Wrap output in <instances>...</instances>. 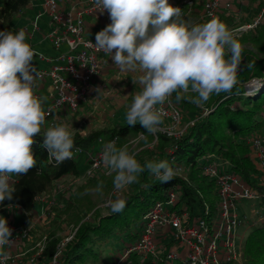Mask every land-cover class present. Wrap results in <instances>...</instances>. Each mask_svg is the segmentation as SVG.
<instances>
[{"label": "clouds", "instance_id": "1", "mask_svg": "<svg viewBox=\"0 0 264 264\" xmlns=\"http://www.w3.org/2000/svg\"><path fill=\"white\" fill-rule=\"evenodd\" d=\"M97 11H107L111 23L96 33L98 51L111 54L114 66L132 72L136 92L126 112L129 126L141 125L155 134L163 124V105L175 94L176 101L188 99L204 106L213 94L231 93L238 84L243 61V47L235 29L219 18L192 23L183 18L182 9L168 0H93ZM24 29L0 31V203L11 200L15 187L13 175L27 174L37 165L32 150L37 136L43 137L42 148L57 164L72 159L73 126L59 121L45 127L46 112L36 95L39 73L33 64L36 55ZM251 69L252 64H247ZM95 99L102 95L96 88ZM194 95H186V94ZM101 162L113 176L115 199H108L111 213L126 207L123 191L148 170L161 183L178 175L166 160L146 161L141 165L128 146L117 147L115 141L104 145ZM102 183L95 191L100 193ZM12 230L0 216V264H6V247L13 244Z\"/></svg>", "mask_w": 264, "mask_h": 264}, {"label": "built area", "instance_id": "2", "mask_svg": "<svg viewBox=\"0 0 264 264\" xmlns=\"http://www.w3.org/2000/svg\"><path fill=\"white\" fill-rule=\"evenodd\" d=\"M234 1L242 6L244 0ZM168 2L173 7L181 8L182 16L191 17L196 11V20L201 22L213 17L220 19L224 14L223 0H168ZM42 7V15L47 17V32L37 24L42 15L35 17L30 24V30L23 29L29 40L41 34L43 40H47L58 51L55 56L35 55L37 61L44 65L37 69L39 78L35 92L42 103L44 101L45 122L51 121L49 125H52L56 114L73 115L78 112L80 106L86 103L91 95L98 94L96 88L102 89L105 96L109 95L101 78L105 68L112 70L119 68L114 66L110 53L98 51L89 44V41L95 44L96 33L111 23L107 11L103 13L97 11L93 0H42ZM225 7L228 8L227 5ZM256 10L249 24L233 26L230 29H235L236 35L240 36L259 27L264 23V0L257 1ZM61 47H65V51L60 52ZM244 65L243 59L239 75ZM250 85L248 84L247 88ZM140 90L141 88L138 91ZM43 91L44 95L41 94ZM136 92L131 96V103ZM163 110L164 122L160 130L154 135L147 134L152 137L153 142L157 141L159 134L178 140L195 123L194 120L182 124V110L174 97L163 105ZM204 111L202 115L209 112L207 109ZM139 134L138 139H145ZM117 140L116 136L100 137L87 152L75 147L72 159H83L86 165L84 174L91 178L103 167L101 153L104 145ZM247 143L249 158L256 170V174L250 178L251 183L232 173L228 168L219 171L217 167L204 165L203 174L214 180L216 187L215 212L210 213L205 207L197 213L189 210L185 204L180 203L182 187L175 186L167 192L164 200L153 203L142 219L137 238L124 248L117 264H133L131 260L133 256L139 259V264L145 262L158 264L162 257L164 264L173 259L189 264H241L246 229L243 224H246L247 219L245 214L238 212V204L243 200H254L258 203L264 201V129L250 136ZM168 163L174 169H179L175 177L185 180L184 167L178 165L173 157L168 158ZM49 199V194H41L35 198V204L38 202L49 204L51 202ZM8 208L17 207L8 206L6 209ZM8 226L12 230L13 244L6 247L9 253L6 264H9L8 262L38 264L44 255V246L36 245L33 253L21 261L19 257L23 254L20 249L28 238V232L11 224ZM73 234L74 231L57 244L50 264H57L58 256ZM167 246L171 247L170 250L165 249Z\"/></svg>", "mask_w": 264, "mask_h": 264}, {"label": "trees", "instance_id": "3", "mask_svg": "<svg viewBox=\"0 0 264 264\" xmlns=\"http://www.w3.org/2000/svg\"><path fill=\"white\" fill-rule=\"evenodd\" d=\"M34 0H2L0 4V31H13L9 23L19 15L22 10ZM258 0H250L256 3ZM183 18L192 23H204L196 20V11L191 17ZM264 24V23H262ZM245 65L238 76V84L231 93L213 94L206 103V115L195 121L183 136L178 140L170 139L162 134L157 136L159 143V159L156 162L173 157L178 165L185 169V180L174 177L168 183H161L153 174L145 170L134 183V192L126 197V207L120 213H109L106 216H96L93 222H83L78 228L74 227L72 238L65 244L58 256L57 264H103L105 258L102 248L114 235H128L136 239L140 223L134 231H130L131 225L147 214L151 205L157 200H164L167 192L177 185L182 187L180 203L197 212L205 207L210 213H214L217 206L216 187L214 180L203 174L205 164H200V158L209 151L212 158L227 162L232 173L237 174L246 182L251 183V177L256 170L249 158L247 140L251 133L257 134L264 129V87L245 95L243 84L252 77L264 76V67L258 66L254 56L243 50ZM252 64V68L246 67ZM264 84V82H262ZM254 94V95H253ZM175 99V94H174ZM146 132L141 125L135 126L116 125L90 131L85 137L74 136L75 147L83 152L89 151L102 137L116 136L119 141L129 135ZM148 134V133H144ZM252 134V135H254ZM251 135V136H252ZM149 137V136H148ZM150 138V137H149ZM32 146L37 160L35 168L27 174L13 175L12 181L15 187L13 198L0 203V213L8 206H15L23 213H31L35 207V198L41 194L50 193L54 183L64 176L77 177L80 175V159H67L57 164L50 160L47 150L42 148L43 137L37 136ZM74 147V148H75ZM171 153H168V151ZM82 160V159H81ZM153 161V160H151ZM144 161L141 165H144ZM264 204V201L259 202ZM256 216V215H255ZM245 228L248 234L242 245L243 264H264V211L257 213L255 220L246 222ZM72 230V231H73ZM127 233V234H126ZM59 239L48 241L44 254L50 258L56 251ZM133 264H139L135 256L131 257ZM164 258L158 264H164ZM144 264H150L145 262ZM179 264H189L180 261Z\"/></svg>", "mask_w": 264, "mask_h": 264}, {"label": "rangeland", "instance_id": "4", "mask_svg": "<svg viewBox=\"0 0 264 264\" xmlns=\"http://www.w3.org/2000/svg\"><path fill=\"white\" fill-rule=\"evenodd\" d=\"M0 0V4H1ZM250 2V0H249ZM249 4V3H248ZM199 7V6H198ZM43 14L42 0H34L22 12L15 16L9 23L13 32L23 28L31 29L30 24L34 21L37 15ZM254 16V9L252 3L241 6L238 4L235 11H226L220 20L224 22L229 28L242 24H249ZM47 17L42 15L37 24L47 32L46 27ZM42 33V32H41ZM242 44L243 50L250 52L256 64L264 67V24H261L254 30L237 36ZM36 54H43L45 56H55L58 51L55 50L47 40H43L41 34H37L32 39H27ZM65 51V47H61L60 52ZM34 62H38L34 57ZM37 67L36 63L34 64ZM264 73V72H262ZM134 73L124 72L120 69L109 71L101 78V82L109 91V95H102L97 100L95 96L91 95L86 103L80 106V109L75 114H56L54 123L59 121H67L72 124L74 136L78 135L85 137L90 131L113 127L116 125L126 124V112L128 106L131 104V96L134 92L140 89V86L133 84L132 80L135 78ZM254 81L252 82V79ZM264 76L252 77L245 82V95L252 96V93L261 90L264 87ZM251 84L247 88V85ZM256 94V93H254ZM253 94V95H254ZM194 95V94H186ZM176 101V99H175ZM182 110V124H187L198 120L207 109L204 106H197L191 103L188 99L176 101ZM44 105V101L42 106ZM51 121L45 122V127L49 126ZM163 125V124H162ZM161 125V126H162ZM256 133V132H254ZM254 133H251L254 134ZM250 135V136H251ZM147 135L146 139H138L136 135H129L126 139L116 142L117 147L128 146L129 152L136 155V159L141 164L142 161H156L159 159L158 141L153 142L151 136ZM102 137H106L105 135ZM95 151V149H94ZM200 164L211 165L217 167L219 171L226 170L229 165L227 162L220 161L216 157L212 158L209 151L200 158ZM86 169L85 162L80 159L79 170L80 175L77 177L64 176L54 183V187L50 193L51 202L49 204L36 203L34 210L31 213H23L17 208H8L0 213V216L6 218L8 224L19 227L28 232V238L21 246L22 256L19 257L21 261L27 258L36 245H43L45 250L48 246V241L53 239L65 240L72 230L78 228L83 222H93L96 216H106L111 213L110 209L106 207L108 199H115L117 196L113 186V176L107 174V170L102 167L90 178L84 174ZM151 174V172H150ZM103 185L100 193L95 191L98 184ZM134 192V185H129L124 191L123 196H127ZM153 205H151L152 207ZM150 207V208H151ZM197 213V210L194 209ZM264 211V204H259L254 200H243L238 204V212L245 214L248 222L255 220V213ZM140 218L134 225H131L130 231H134L138 224H141ZM74 231V230H73ZM248 229L244 230V235L247 236ZM127 234V233H126ZM135 239L128 235H114L108 243L102 248L105 258L103 264H117L124 248L133 243ZM170 246L165 249L170 250ZM45 252V251H44ZM139 260L137 257H135ZM11 264L10 262H8ZM150 263V262H149ZM180 261L173 259L167 264H179ZM38 264H50V257L43 255ZM151 264V263H150ZM241 264L243 262L241 261Z\"/></svg>", "mask_w": 264, "mask_h": 264}, {"label": "crops", "instance_id": "5", "mask_svg": "<svg viewBox=\"0 0 264 264\" xmlns=\"http://www.w3.org/2000/svg\"><path fill=\"white\" fill-rule=\"evenodd\" d=\"M250 4V2H249V0H244L243 1V4H242V6L243 5H249ZM257 3V2H256ZM256 3H252V7H253V9H254V15H255V13H256ZM228 6V8H226L225 6ZM236 6H238V2H236V1H234V0H223V2H222V11L224 12V13H226V11H235V8H236ZM227 9V10H226ZM222 16H224V14H222ZM37 64L36 66V69H38V68H41V67H43L44 65L43 64H41L40 62H34V64ZM113 71L112 69H109L108 67L107 68H105V70H104V75H106L109 71ZM103 75V76H104ZM41 94L42 95H44V91L43 92H41ZM96 95V94H95ZM94 95V96H95ZM43 97V96H42Z\"/></svg>", "mask_w": 264, "mask_h": 264}, {"label": "water", "instance_id": "6", "mask_svg": "<svg viewBox=\"0 0 264 264\" xmlns=\"http://www.w3.org/2000/svg\"><path fill=\"white\" fill-rule=\"evenodd\" d=\"M254 81V78L252 79V82Z\"/></svg>", "mask_w": 264, "mask_h": 264}]
</instances>
